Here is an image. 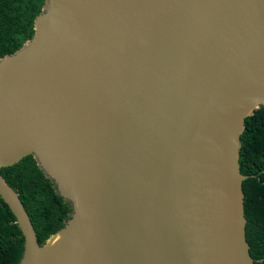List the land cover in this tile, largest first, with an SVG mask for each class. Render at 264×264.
<instances>
[{
  "label": "water",
  "instance_id": "1",
  "mask_svg": "<svg viewBox=\"0 0 264 264\" xmlns=\"http://www.w3.org/2000/svg\"><path fill=\"white\" fill-rule=\"evenodd\" d=\"M0 57V168L32 155L64 202L19 264H254L240 135L264 106V0H45Z\"/></svg>",
  "mask_w": 264,
  "mask_h": 264
},
{
  "label": "trees",
  "instance_id": "2",
  "mask_svg": "<svg viewBox=\"0 0 264 264\" xmlns=\"http://www.w3.org/2000/svg\"><path fill=\"white\" fill-rule=\"evenodd\" d=\"M44 1L0 0V57L14 52L33 36L34 18ZM240 140L239 168L247 176L242 181L245 235L254 264H264V106L245 118ZM0 173L17 192L38 243L43 244L64 225L71 206L56 193L32 155L1 167ZM23 243L15 216L0 197V264H19Z\"/></svg>",
  "mask_w": 264,
  "mask_h": 264
}]
</instances>
